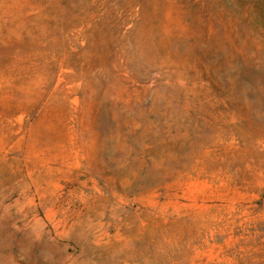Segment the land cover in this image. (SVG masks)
I'll use <instances>...</instances> for the list:
<instances>
[{
    "label": "rangeland",
    "instance_id": "374dc122",
    "mask_svg": "<svg viewBox=\"0 0 264 264\" xmlns=\"http://www.w3.org/2000/svg\"><path fill=\"white\" fill-rule=\"evenodd\" d=\"M131 1L40 66L0 0V264H264V0Z\"/></svg>",
    "mask_w": 264,
    "mask_h": 264
},
{
    "label": "bare ground",
    "instance_id": "6f19581e",
    "mask_svg": "<svg viewBox=\"0 0 264 264\" xmlns=\"http://www.w3.org/2000/svg\"><path fill=\"white\" fill-rule=\"evenodd\" d=\"M42 5L45 7L44 11L42 10L43 13H40L41 16L49 15L55 20V25L52 35L41 29L37 34L38 39L46 41V43L40 41L39 49L36 52L38 61L36 62L40 66L46 65L51 55L62 58L68 57L70 64L76 63L80 59L83 60L86 55V48L78 56L72 55L71 51L75 39L87 42V40L95 38L101 47L106 48L110 44L119 43L123 38L125 32H122V28L124 24L134 22L133 14L128 13L134 9L131 0H42ZM123 12L125 13L124 16ZM31 27L33 26L31 25ZM91 69L89 66L84 71L78 72L74 79L77 80L83 76L89 78ZM106 72L108 71L106 70ZM98 76L100 75L98 74ZM77 99H73V101L76 102Z\"/></svg>",
    "mask_w": 264,
    "mask_h": 264
}]
</instances>
